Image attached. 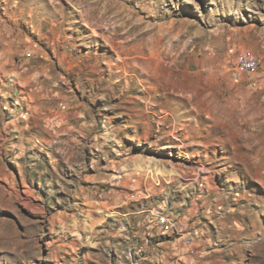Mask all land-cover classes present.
Returning <instances> with one entry per match:
<instances>
[{
    "label": "rangeland",
    "instance_id": "374dc122",
    "mask_svg": "<svg viewBox=\"0 0 264 264\" xmlns=\"http://www.w3.org/2000/svg\"><path fill=\"white\" fill-rule=\"evenodd\" d=\"M0 264H264V0H0Z\"/></svg>",
    "mask_w": 264,
    "mask_h": 264
},
{
    "label": "built area",
    "instance_id": "2783aa9c",
    "mask_svg": "<svg viewBox=\"0 0 264 264\" xmlns=\"http://www.w3.org/2000/svg\"><path fill=\"white\" fill-rule=\"evenodd\" d=\"M236 67H244L245 68V73L246 74H250L252 72L255 71L254 69V65H253V61H244L242 58L240 60H238L235 65L234 68L231 71V79L233 81H236Z\"/></svg>",
    "mask_w": 264,
    "mask_h": 264
},
{
    "label": "bare ground",
    "instance_id": "6f19581e",
    "mask_svg": "<svg viewBox=\"0 0 264 264\" xmlns=\"http://www.w3.org/2000/svg\"><path fill=\"white\" fill-rule=\"evenodd\" d=\"M136 29V26L135 25H132L129 29L130 32L134 31ZM243 59L244 61H253V65H254V69H256L258 67V61L255 59V58H252V57H246V56H239L237 57V61L240 60V59ZM239 69H241L242 71H245V68L244 67H239ZM239 69H236V81L234 82H237L239 81Z\"/></svg>",
    "mask_w": 264,
    "mask_h": 264
}]
</instances>
